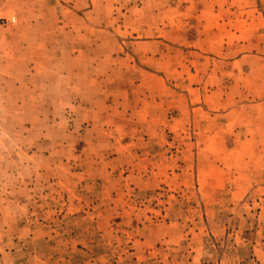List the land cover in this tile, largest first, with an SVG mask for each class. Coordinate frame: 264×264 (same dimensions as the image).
Returning <instances> with one entry per match:
<instances>
[{"label": "rangeland", "instance_id": "rangeland-1", "mask_svg": "<svg viewBox=\"0 0 264 264\" xmlns=\"http://www.w3.org/2000/svg\"><path fill=\"white\" fill-rule=\"evenodd\" d=\"M197 1L0 0V264H264L263 133L225 118L191 121L163 133L165 145L140 174L136 161L100 170L91 163L95 140L84 139L81 108L89 102L77 83L106 69L96 52L84 53L91 67L81 65L84 44L119 43L111 60L132 63L131 43L164 23L173 48L188 50ZM172 56L165 84L181 93L189 81L178 73L198 68L194 57ZM60 76L80 96L58 117L50 103ZM151 167L160 172L155 180L144 175Z\"/></svg>", "mask_w": 264, "mask_h": 264}, {"label": "crops", "instance_id": "crops-1", "mask_svg": "<svg viewBox=\"0 0 264 264\" xmlns=\"http://www.w3.org/2000/svg\"><path fill=\"white\" fill-rule=\"evenodd\" d=\"M197 2L200 4L196 6L194 12L197 14L193 18L198 29L195 40L188 44L186 39L183 45L188 50L173 48L167 39L170 27L164 23L162 28H159L160 24L143 30L147 35L146 41L131 43L132 63L111 60L114 52L123 50L121 44L113 43L112 39L110 44L101 38L105 44L101 41L95 45L84 44L81 65L91 67L89 56L84 53L96 52L98 64L106 68L104 75L88 76L76 82H82L83 99L89 102L81 108L80 121H89L84 139L89 142L95 140L96 159L91 163L100 170L109 167L116 171V164L120 161L124 164L136 161V173L140 174L142 165L153 159L155 153L158 155L159 150L155 148L165 145L163 133L183 130L185 125L191 126V121L199 125L204 118H225L234 129L244 124L249 126L248 131L263 133L264 137V10L261 7L264 0ZM35 16H38L35 17L38 21L40 16ZM131 31L141 32L139 28ZM93 32L101 36L106 34L103 30ZM35 46H38L34 47L35 50H43L41 44ZM54 48L51 46L50 51ZM173 52L194 57L193 66L198 68L186 77L178 73L176 78H180V82L189 81L181 93L172 91L165 84L175 64ZM123 62L129 64L124 71L118 67L120 65L116 67ZM185 63L181 60L178 66L183 67ZM114 66L118 69L116 72L123 73L122 76H113V70L107 74V69ZM128 71L130 75L124 76ZM60 77L58 84L63 82V85L52 91L54 101L50 103L52 112L58 117L64 115L65 108L75 109L73 102L80 96V93L74 94V86L71 85L75 83L71 78ZM230 77L232 80L227 79ZM108 83L112 84L113 92L108 90ZM226 83L231 86H225ZM50 90H55V87ZM242 111L246 117H241ZM171 112L176 115L171 116ZM55 125L58 126V122ZM121 138L123 145L119 141ZM132 150L135 154L131 161L128 157L132 158ZM130 172L134 173L135 169ZM144 175L155 180L160 172L151 167L144 171Z\"/></svg>", "mask_w": 264, "mask_h": 264}]
</instances>
